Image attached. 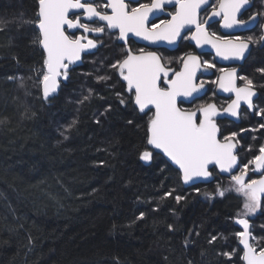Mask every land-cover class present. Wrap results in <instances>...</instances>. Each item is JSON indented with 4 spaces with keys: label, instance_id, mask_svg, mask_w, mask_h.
<instances>
[{
    "label": "trees",
    "instance_id": "trees-1",
    "mask_svg": "<svg viewBox=\"0 0 264 264\" xmlns=\"http://www.w3.org/2000/svg\"><path fill=\"white\" fill-rule=\"evenodd\" d=\"M36 11L37 0H0V264H243L244 198L214 195L219 177L185 187L160 154L141 161L152 113L119 104L117 93L129 96L107 67L115 50L87 55L56 98L43 99L42 52L33 28L16 23ZM262 67L264 53L248 65L258 83ZM249 219L264 244V197Z\"/></svg>",
    "mask_w": 264,
    "mask_h": 264
},
{
    "label": "snow or ice",
    "instance_id": "snow-or-ice-1",
    "mask_svg": "<svg viewBox=\"0 0 264 264\" xmlns=\"http://www.w3.org/2000/svg\"><path fill=\"white\" fill-rule=\"evenodd\" d=\"M165 3H175L178 9L170 20L162 21L159 25L154 23L149 25L150 14L161 10ZM133 4L136 6H132ZM248 4L249 0H218L217 5L209 7L212 16L222 17L224 27L233 28L248 23L237 18L241 9ZM206 5H209V0H151L150 3H140L139 0H131V3H126L125 0H107L104 4H98L96 0H37L35 19L16 21V23L34 28L37 35L33 44L46 53L43 60L44 67L38 73V81L42 86L43 99L48 101L56 98L61 80L64 82L70 80L69 65L79 66L83 63V56L95 55V51L105 46L103 40L98 43L97 40L88 39L85 35L69 36L66 34V28L82 29L85 33H96L98 36L106 31L111 34L116 30L118 34L115 36V42L125 43L129 39V34L153 44L160 41L175 44L179 40L190 38L198 46L212 45L221 57L239 60L245 59L249 44L260 43L264 47V36L242 40L240 37H219L214 32L209 33L206 25L210 17H206L203 21L199 19L202 8L205 12L208 11V8L204 7ZM73 10H81L82 15L89 21L103 22V26L91 27L89 23H81V16ZM70 13L74 18H70ZM256 16L264 18V12L256 13ZM255 18L253 16L249 19L254 21ZM192 26L195 27L194 32ZM187 32H192L191 37L186 35ZM182 65L181 71L173 72L171 68L165 66L163 58L156 52L139 49L138 53H133L131 48H127L120 58L114 59L107 67L126 82L125 91L129 99L126 100L117 93L119 104L125 106L131 104L136 112L144 115L152 113L147 121L145 133V143L152 151L144 150L140 158L146 162L151 161L153 152L157 149L161 150L178 165L183 182L188 184L201 178L212 177V172L209 171L210 165H218L221 171L230 173L237 165L238 158L234 152L237 145L233 141L238 134L233 132L229 136H224L223 140L218 138L220 128L214 119L217 115L215 104L201 105L193 111L178 106L180 98L193 97L194 93H199L204 88V82L195 83L197 71L201 68H215L214 64L201 61L199 56L192 53L182 58ZM220 71L223 74L218 79L220 88L235 92L236 95V99L225 111L238 116L237 109L241 101L252 108V98L256 95V85L253 80L247 76L239 77L244 81V86L237 88L235 86L237 70L232 68ZM256 71L264 74V67ZM170 72L171 79L168 78ZM96 79L107 81L111 77L99 75ZM162 81L165 82L163 87H161ZM20 86L24 87L23 78ZM260 87L264 88V85ZM88 92L89 95L84 96L79 103L89 99L92 90L89 89ZM110 111L111 106L105 109V112ZM259 114L264 116V109L260 110ZM127 123L132 125L133 121L129 120ZM74 125L75 121L69 125V128ZM260 128H264V124L260 125ZM249 163L257 170L264 169V146L259 148V154ZM248 171L249 165L244 164L239 175L231 177L234 191L245 198L244 216L255 213L261 207V196H264V176L258 180L249 179L245 182ZM226 191L231 190L218 187L215 195L224 197ZM174 199L179 203L184 197L175 196ZM142 217L143 213H141ZM238 223L243 225L244 229L237 233L243 245L241 249L243 261L245 264H264V244L251 235L247 219H239ZM169 227L171 228V225ZM216 239L217 237H212L213 241ZM256 245H259V249ZM234 254L235 250L223 253L229 258Z\"/></svg>",
    "mask_w": 264,
    "mask_h": 264
},
{
    "label": "flooded vegetation",
    "instance_id": "flooded-vegetation-1",
    "mask_svg": "<svg viewBox=\"0 0 264 264\" xmlns=\"http://www.w3.org/2000/svg\"><path fill=\"white\" fill-rule=\"evenodd\" d=\"M251 1V7L244 11L242 14H240L237 18L239 20L248 21L245 25L233 27V28H226L223 24V19L220 16L218 19H214L211 21H208L206 28L209 33H216L219 37H240L242 40H247L248 37H253V39H257L260 36H264V18H261L258 16L257 19L250 20V17H253L256 13L264 12V0H250ZM98 4H104L107 2V0H96ZM126 3H131V0H125ZM140 3H150L151 0H139ZM218 0H211L209 5H206L205 7L208 8V11L205 12L202 8L199 14V19L201 21L205 20L206 17L209 16L211 13V7L209 6H215L217 5ZM136 6V5H132ZM178 9L177 4H172L170 6H164L161 10H158L149 16L148 23L151 24H161L162 21L170 20L172 15L176 12ZM71 18L72 15L70 14ZM81 23H84V21L81 19ZM66 31L69 33V35H76L83 32L82 29H68L66 28ZM195 31V27L192 26V32ZM107 32V31H106ZM105 32V33H106ZM192 32H187L186 35L188 37H191ZM103 33L101 37L105 36L106 34ZM95 38H97L98 34L94 35V33H91ZM118 34L116 30L113 32V37L115 39V36ZM184 35V33H182ZM130 44V45H129ZM123 46L127 49L130 47L135 53H138L139 49H144V51H152L156 52L158 55H160L164 62L165 66L168 68H172L175 71L179 70L182 65V58H186V54L192 53L194 55H197L200 57L201 61H208L215 65V68H211L207 71H203L200 69L198 71V79L197 82H204V88L203 92L202 90L198 93V95L193 99L191 102L185 101L183 99H180L178 101V105L182 109H187L188 111H193L197 107L201 105H207V104H215L218 107V111L223 110L234 98L233 92L225 91L224 89L220 88L218 79L223 75L221 73V69H232L235 68L237 70V79L235 81V86L237 88L244 86V81L240 79L239 77H245L252 79L254 84L256 85L255 89L261 91L263 88L260 86L264 83H258L255 81V76L253 71L249 72L248 65L251 61V57L255 54V52L264 53V47L261 46L260 43H251L249 44L248 51L245 52V59L239 60L236 58H224L219 56L216 53V50L212 45L204 44L203 46L196 45V42L194 40L189 39H182L177 41L175 44H169L164 41H160L158 43L153 44L150 41L144 40L141 37H136L132 34H129V39L125 43L123 42ZM170 61V63H169ZM165 84L164 81L161 83V87H163ZM154 111V109H153ZM151 113V112H150ZM200 114L198 113V116ZM248 118L251 120H254L255 115L248 112L247 107L242 106L241 112H240V122L234 123L230 119L222 116H217L216 120L221 126V132L219 138L223 140L224 136H229L231 133L237 131L235 128H239L240 123H243L244 119ZM245 122V121H244ZM250 121H248L249 123ZM246 123V122H245ZM238 134V133H237ZM239 135L236 137V141L238 142ZM250 147V146H248ZM249 149H245L244 152H240V158L243 160H240V167L234 175H239L240 170L243 168L244 164L249 165V171L247 176L245 177V182H248L249 179H260L261 176H264L263 174H256L254 165L250 164L251 161L250 154L248 156H245L244 153H249ZM254 151V150H253ZM257 153L258 151H254ZM214 173V169H213ZM214 176H216L214 174ZM232 177V176H231ZM231 177H228L223 179L220 177V183L222 185L225 184V180L229 179L228 187L231 188V191H229L230 195H234L238 198V195L243 198L241 194H236V192L232 189L233 183ZM216 179V178H215ZM215 181V180H214ZM218 184L215 186V190L219 187H217ZM215 195V194H214ZM225 194V196H227ZM224 196V197H225ZM264 196H262L263 198Z\"/></svg>",
    "mask_w": 264,
    "mask_h": 264
},
{
    "label": "bare ground",
    "instance_id": "bare-ground-1",
    "mask_svg": "<svg viewBox=\"0 0 264 264\" xmlns=\"http://www.w3.org/2000/svg\"><path fill=\"white\" fill-rule=\"evenodd\" d=\"M210 1L211 0H209V3H210ZM172 4H175V3H165L164 4V6H170V5H172ZM205 7V6H204ZM251 7V1L249 0V4L247 5V7L245 8V9H243L242 11H241V13L240 14H242L244 11H246V10H248L249 8ZM73 11H75L76 13H77V15H80L81 16V19L84 21V23H89L90 24V26L91 27H101V26H103V22H96V23H93L92 21H89L88 20V18H86V17H84L83 15H82V11L81 10H73ZM16 13V12H15ZM71 14V13H70ZM239 14V15H240ZM14 15H16V14H14ZM256 15V14H255ZM254 15V16H255ZM208 17H210V19H208V21H211V20H214V19H218L220 16H212L211 15V13L209 14V16ZM71 18V17H70ZM258 18V17H257ZM257 18H255V19H257ZM22 19V17H21V15H19V14H17V16L15 17V20H21ZM35 19V18H34ZM33 35H34V37H36V35H37V32L35 31V29L33 28ZM74 30V29H73ZM65 31H66V29H65ZM115 30H113V32H114ZM113 32L110 34L109 32H106L105 34V36H103V37H101V35H99V36H97V38H95L91 33H85L84 31L82 32V33H80V34H76L75 36H81V35H85V36H87V38L88 39H92V40H97L98 41V43H99V41L100 40H103L104 41V43H105V46L104 47H100L99 48V50L98 51H95V55H93L94 56V58L97 56V54L98 55H100V54H105V53H111V51H112V49L113 50H115V57L113 58V59H117V58H120V56L124 53V51H126V48L123 46V42H115V39H114V37H113ZM66 34H68L69 35V33L66 31ZM96 33H94V35H95ZM97 35V34H96ZM110 35H111V39H110ZM69 36H73V35H69ZM130 45V44H129ZM38 47V46H37ZM128 48H130V47H128ZM38 49L40 50V52H42V61H41V64L39 63V66L37 67H35V71L37 72V77H38V73L40 72V70L44 67V65H43V60H44V58H43V56H46V53H44V51L42 50V48H40V47H38ZM133 51V50H132ZM145 52H150V51H145ZM152 52V51H151ZM133 53H135V51H133ZM261 53L260 52H255V54L251 57V60L253 61L258 55H260ZM86 56L87 55H85V56H83V62H84V60L86 59ZM106 58H110V55H107V57ZM95 60H98V59H95ZM114 61V60H113ZM83 64V63H82ZM79 65H81V64H79ZM77 65H69V68L71 69V68H73V67H76ZM172 69V68H171ZM203 71H207V70H209V69H203V68H201ZM182 70V67L179 69V70H174V69H172V71L173 72H179V71H181ZM199 71V70H198ZM198 71H197V75H196V77H195V83H197V84H199L198 82H197V79H198ZM255 72H256V69H255ZM169 79H171L172 78V73L170 72L169 73V77H168ZM63 80H61V84H63ZM125 83V86H124V89H126V82H124ZM62 86V85H61ZM62 88V87H61ZM256 90V89H255ZM60 92V91H59ZM58 92V93H59ZM126 92V91H125ZM257 92H258V95L256 96V97H254L253 96V98H252V100H253V105H254V109L253 110H250L249 108H248V106L246 105V104H242V106H245V107H247V110H248V112L249 113H251V114H254L255 115V118H256V120L254 121V120H251V119H248V118H245L244 119V121L246 122H244L243 121V123H240V125H239V128L237 127V128H235V130L237 131V133H238V135H239V139H238V142H239V145H238V143H237V141L235 140V142H236V144H237V146H238V151H237V155H239V157H240V152L242 153V152H244V150L245 149H249V150H251V151H249V153H250V158H251V160L254 158V156L256 155V153L254 152V151H258L257 152V155L259 154V148L261 147V146H264V128H260V125H262V124H264V116H262V115H260L259 113H260V110H262V109H264V104L262 103V101H261V99H262V90L261 91H259V90H257ZM41 93H42V86H41ZM57 93V94H58ZM43 96V95H42ZM235 97V96H234ZM233 100V99H232ZM231 100V101H232ZM231 104V102L223 109V110H221V111H224L229 105ZM221 111H217V115L214 117V119H215V121H216V123H217V125L219 126V128H220V132H221V126H220V124L218 123V121L216 120V117L217 116H222V117H226V116H224V115H222V113H221ZM240 112H241V109H240ZM240 114V113H239ZM226 118H228V119H230L229 117H226ZM231 121H233L234 123H238V122H240V119H239V121H235V120H233V119H230ZM248 121H250L249 123H248ZM255 145H257V147H255ZM248 146H250V147H248ZM145 150H149V151H152V149H151V147L150 146H148V148H146ZM254 150V151H253ZM158 152L157 151H154L153 152V159H152V162H153V160H154V155L155 154H157ZM161 155V154H160ZM164 157V156H163ZM165 158V157H164ZM241 159V161L243 160L242 158H240ZM141 161H142V159H141ZM167 161V160H166ZM143 162V161H142ZM168 162V161H167ZM144 163V162H143ZM169 163V162H168ZM145 164V163H144ZM151 164V163H150ZM171 166H173L171 163H169ZM174 167V166H173ZM175 168V167H174ZM175 169H177V168H175ZM178 170V169H177ZM213 171V170H212ZM178 172L180 173V175H181V181H182V174H181V172L178 170ZM214 174L216 175L215 176V178H217V177H219V179H220V174H219V172H218V169H217V167L215 166L214 167ZM218 179V178H217ZM216 180V179H215ZM213 182V181H212ZM182 183H183V181H182ZM183 185H184V183H183ZM199 185V184H198ZM185 186V185H184ZM194 186H196V185H194ZM185 187H192V186H185ZM236 194H239V193H236ZM217 197H219V198H222V197H220V196H218L217 195ZM252 233V232H251ZM239 241H240V239H239ZM240 246V245H239ZM241 248V247H240ZM242 249V248H241ZM243 264H245L244 262H243Z\"/></svg>",
    "mask_w": 264,
    "mask_h": 264
},
{
    "label": "water",
    "instance_id": "water-1",
    "mask_svg": "<svg viewBox=\"0 0 264 264\" xmlns=\"http://www.w3.org/2000/svg\"><path fill=\"white\" fill-rule=\"evenodd\" d=\"M247 7V5L245 6V8ZM245 8H242L241 9V11L243 10V9H245ZM241 13V12H240ZM238 16H239V14H238ZM237 16V17H238ZM255 17L257 18L258 16H256L255 15ZM79 63V62H78ZM197 75V74H196ZM62 84L60 83V90H61V86ZM59 90V91H60ZM202 90V92H203V89H201ZM200 90V91H201ZM58 91V92H59ZM255 92H256V95L254 96V97H256L257 95H258V92H257V90H255ZM233 94H234V98H233V100H235L236 99V95H235V92H233ZM198 95V93H194L193 94V97H196ZM193 97H187V98H184V97H182V98H180V99H183V100H185V101H192L194 98ZM232 100V101H233ZM179 101V100H178ZM232 101H231V103H232ZM246 104L244 101H241L240 102V106H239V108L237 109V111H238V113H240V109H241V107H242V104ZM247 105V104H246ZM179 106V105H178ZM228 108V107H227ZM226 108V109H227ZM249 108V107H248ZM216 109H217V111L219 110L218 109V107L216 106ZM225 109V110H226ZM250 110H253L254 109V105H253V107L252 108H249ZM221 111V113H222V115H224V116H226V117H229L230 119H233V120H235V121H239V119H240V114L238 115V116H233L231 113H229V112H226V111ZM220 136V135H219ZM219 138V137H218ZM220 139V138H219ZM234 143H236L235 141H233ZM237 145V144H236ZM155 151H157L158 153H160L162 156H164L165 157V159L169 162V163H171L175 168H177L179 171H180V169H179V167H178V165H176L173 161H171V159L169 158V157H167V155L166 154H164V153H162V151L161 150H159V149H157V150H155ZM237 151H238V146H236V148H235V150H234V152H235V154H236V156H237V158H238V160H237V165L236 166H234V168H233V170L229 173V172H225V171H221L220 170V168H219V166L218 165H216V167H217V169H218V172H219V174H220V176H222V178L223 177H231L234 173H236L237 171H238V169H239V167H240V157H239V155H237ZM146 165H149L150 163H152V160L151 161H144V160H142ZM214 167L215 166H213V165H210L209 166V171L210 172H212V170L214 169ZM181 172V171H180ZM255 173L256 174H263L264 173V169H260V170H257V169H255ZM215 180V176H214V174H213V172H212V177H209V178H201V179H198V180H196V181H194V182H189L188 184H185L184 182V185L185 186H194V185H198V184H208V183H211L212 181H214ZM183 181V180H182ZM220 188V187H219ZM239 219H247L248 220V222H249V232H251V223H250V220L248 219V218H246V217H242V218H238L237 220H236V223L240 226V228L241 229H243V225H240L239 223H238V220ZM244 230V229H243ZM251 235H252V233H251ZM251 242V241H250ZM239 245H240V247L241 248H243V245L240 243V241H239ZM244 262V261H243ZM245 263V262H244Z\"/></svg>",
    "mask_w": 264,
    "mask_h": 264
},
{
    "label": "rangeland",
    "instance_id": "rangeland-1",
    "mask_svg": "<svg viewBox=\"0 0 264 264\" xmlns=\"http://www.w3.org/2000/svg\"><path fill=\"white\" fill-rule=\"evenodd\" d=\"M223 179H225V177H223ZM227 180H229V179H227ZM227 180H225V184H224V185H222V183H219L218 186H219L221 189H230V190H231V188L228 187V184H229L228 182H229V181H227ZM230 182L233 183V181H230ZM218 186H217V187H218ZM232 189L234 190V185H232ZM228 192H229V191H226L225 194H227ZM215 193H216V190H215ZM241 195H242V194H241ZM242 196H243V195H242ZM243 198H244V197H243ZM244 203H245V198H244L243 204H244ZM261 206H262V196H261ZM260 210H261V207H260L259 209H257V211H256L255 213H253V214H249L248 216H244V215H243V212H244L245 210L243 209V206H242V210H241L240 213H241V216H244V217L247 218V217H251L252 215L258 213Z\"/></svg>",
    "mask_w": 264,
    "mask_h": 264
}]
</instances>
